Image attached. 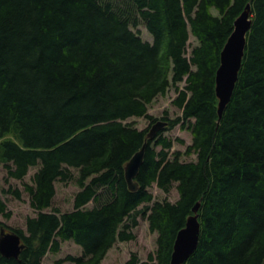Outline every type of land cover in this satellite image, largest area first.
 Returning <instances> with one entry per match:
<instances>
[{"label": "trees", "instance_id": "1", "mask_svg": "<svg viewBox=\"0 0 264 264\" xmlns=\"http://www.w3.org/2000/svg\"><path fill=\"white\" fill-rule=\"evenodd\" d=\"M247 4L252 24L219 117L220 53ZM141 24L151 42L133 30ZM170 89L181 115H148ZM141 117L150 121L143 130L130 121ZM159 120L167 125L146 140L131 191L124 167ZM177 125L191 134L184 153H170L164 135ZM0 163L6 181L35 169L23 184L35 216L25 230L0 220V234L22 244L0 264H42L65 241L82 254L56 264H100L116 242L135 238L139 216L156 250L124 264H170L198 201L199 240L182 264H264V0H0ZM71 180L79 191L61 213L55 183ZM153 185L175 187L178 199L153 201ZM0 214L10 216L1 200Z\"/></svg>", "mask_w": 264, "mask_h": 264}, {"label": "rangeland", "instance_id": "2", "mask_svg": "<svg viewBox=\"0 0 264 264\" xmlns=\"http://www.w3.org/2000/svg\"><path fill=\"white\" fill-rule=\"evenodd\" d=\"M215 13V10H213ZM141 38L146 41H152L151 34L141 24L136 29ZM196 42L191 36L189 39L187 51L190 52L191 48L195 46ZM183 87V83L180 84ZM175 92L170 89L165 96H158L148 106L147 113L153 118L160 119L162 117H168L173 119L181 115V111L172 104V100L175 98ZM131 122L136 128L143 130L149 127V120L145 118H132ZM164 135L171 140L172 147L170 153L174 151H180L184 153L187 146L191 144V134L186 129H181L180 125H177L169 131H165ZM195 155H182L181 160L184 162L195 161ZM35 172V169H30L28 174L22 181L9 179L6 181V169L0 163V200L5 205V211L10 213L9 218H4L0 214V220L9 228L23 229L25 230V222L27 217L35 216L34 210L29 206V196L23 190L24 183H31V176ZM74 176L76 172L73 171ZM18 189L21 193V198L18 199L12 194V190ZM55 196L53 199L52 208L58 209L61 213L70 212L73 210V198L79 191L74 180L67 183L56 182L55 183ZM149 191L153 195V201L167 200L175 202L178 199V193L175 187H172L169 192L164 193L159 190L156 185L149 188ZM92 204L89 205L91 207ZM138 225L133 228L132 232L135 238L126 242H116L114 246L108 251L105 258L100 264H124L131 255L135 254L141 261L147 260L150 253H154L156 250V233L149 230L148 221L146 218L139 216ZM82 254L79 246L75 245L72 241H65L61 243L59 252H48L43 260L42 264H56V261L64 260L67 256L78 257ZM62 264H67L64 261Z\"/></svg>", "mask_w": 264, "mask_h": 264}, {"label": "water", "instance_id": "3", "mask_svg": "<svg viewBox=\"0 0 264 264\" xmlns=\"http://www.w3.org/2000/svg\"><path fill=\"white\" fill-rule=\"evenodd\" d=\"M252 24L250 5L247 4L245 10L234 21V28L228 37L221 53L220 64L215 75V93L218 99L217 111L221 117L226 105L230 101L238 73L242 64L246 35ZM167 125L166 121L159 120L154 123L146 136L145 142L126 163L124 167V177L128 188L136 191L138 184L134 181L143 161L146 140L156 136L159 130ZM200 202L193 207L194 214L187 218L185 226L176 235L170 264H182L196 249L200 224L198 222L197 210ZM22 248L20 237L14 232H6L2 229L0 234V254L6 258H17Z\"/></svg>", "mask_w": 264, "mask_h": 264}, {"label": "crops", "instance_id": "4", "mask_svg": "<svg viewBox=\"0 0 264 264\" xmlns=\"http://www.w3.org/2000/svg\"><path fill=\"white\" fill-rule=\"evenodd\" d=\"M90 204H92V203H91V202H89V203L87 204V206L89 207V205H90Z\"/></svg>", "mask_w": 264, "mask_h": 264}]
</instances>
